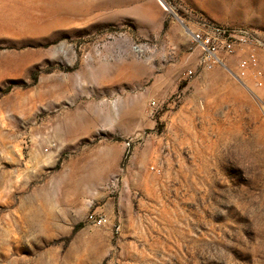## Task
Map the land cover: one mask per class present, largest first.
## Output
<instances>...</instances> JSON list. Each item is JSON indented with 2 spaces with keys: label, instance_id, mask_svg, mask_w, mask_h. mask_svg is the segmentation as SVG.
<instances>
[{
  "label": "rangeland",
  "instance_id": "obj_1",
  "mask_svg": "<svg viewBox=\"0 0 264 264\" xmlns=\"http://www.w3.org/2000/svg\"><path fill=\"white\" fill-rule=\"evenodd\" d=\"M205 10L264 33V0H0V264H264V78L200 66Z\"/></svg>",
  "mask_w": 264,
  "mask_h": 264
},
{
  "label": "built area",
  "instance_id": "obj_2",
  "mask_svg": "<svg viewBox=\"0 0 264 264\" xmlns=\"http://www.w3.org/2000/svg\"><path fill=\"white\" fill-rule=\"evenodd\" d=\"M182 24L184 33L191 43L200 51L199 64L203 68L211 69L216 65L227 68L236 78L241 80L248 89L249 85L245 81H252L254 86H259L264 78V33L247 26L223 25L208 19L204 15L198 14L195 21H186L177 17ZM139 46V45H135ZM238 55L236 63L237 71L229 67L228 62L231 57ZM230 57V58H229ZM193 71L189 70L188 74ZM260 113L264 119V99L258 98ZM159 109L156 101H151L149 114L155 117ZM138 135L131 137L127 141L130 148L133 140ZM56 146L54 142L49 147ZM48 149V148H47ZM45 148V150H47ZM155 170V167H151ZM86 225L104 227L111 223L109 214L101 210H90L84 217ZM117 231L120 230V223L114 225Z\"/></svg>",
  "mask_w": 264,
  "mask_h": 264
},
{
  "label": "crops",
  "instance_id": "obj_3",
  "mask_svg": "<svg viewBox=\"0 0 264 264\" xmlns=\"http://www.w3.org/2000/svg\"><path fill=\"white\" fill-rule=\"evenodd\" d=\"M205 11H206V13L208 14V16H207V15H204V14H202V13H200V14H201V15H204V16L207 17L208 19L213 20V21H215V22H218V23H220V24L235 26V25H233L232 23H229V22L227 23V22L222 21L223 19H222L221 17H219V16H221V15H219V13L216 12V11H207V10H205Z\"/></svg>",
  "mask_w": 264,
  "mask_h": 264
}]
</instances>
